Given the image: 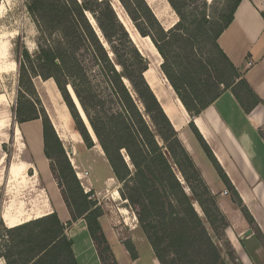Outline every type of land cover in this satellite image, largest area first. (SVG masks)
<instances>
[{"label":"trees","instance_id":"obj_1","mask_svg":"<svg viewBox=\"0 0 264 264\" xmlns=\"http://www.w3.org/2000/svg\"><path fill=\"white\" fill-rule=\"evenodd\" d=\"M120 1L129 8L127 0ZM132 1L150 15L143 0H130ZM241 1L227 0V12L219 16V26L211 33L212 52L207 55V58H195V61L191 60L187 64L183 61L179 64H171L170 66H176L174 73L166 68L168 58L162 46L157 39L150 36L164 61L161 65L162 73L190 116L198 115L227 90L233 93L246 112L261 103L217 44L218 37L233 21L234 13ZM168 2L174 11L178 12L174 0H168ZM96 4L104 5V8L95 11L90 6V0L60 2L32 0L29 3L28 10L35 21L44 30L57 31L63 37L61 43H58L55 48L40 49L36 60L42 72L45 70L48 73L43 77L54 80L69 107L82 139L86 146L91 148L92 141L82 123L85 121L74 99L77 101L86 119L85 125L88 131L92 134L90 125L113 177L121 185L123 197L128 201L130 209L138 216V224L153 248L159 264H181L185 258L192 260L189 256L190 251H194L192 264H205L207 261H210V264H222L219 262L217 249L175 175L168 157L186 183L190 180L188 171H192L204 191L211 197L213 195L144 77L148 70L147 60L130 41L108 4L104 1L96 2ZM87 12L94 17L113 54V59L88 23L85 16ZM261 17L264 20V13ZM203 24H206L205 19ZM69 31L86 34L85 37L93 48L95 60L102 69L101 74L115 100L117 111L103 119L91 112L83 100L88 83L84 74L80 73L81 70L75 71L74 58L65 52ZM141 34L142 37L149 36L146 33ZM159 35H162L163 40L166 39L161 29H159ZM115 39L126 42L128 46L126 60H122L123 57L115 46L117 43ZM26 60L29 61L27 54ZM206 73H208V79L204 80ZM125 80L129 83L131 90L126 86ZM75 81L79 85H76ZM68 84L72 87L70 90L67 89L72 101L66 91ZM16 117L19 124L39 119L42 121L44 156L49 161L50 173L57 184L71 222L80 219L85 221L100 264H117L99 222L102 216L101 209L94 201L89 200L88 194H85L81 188L50 123L43 116H36L34 112L25 115L19 109ZM195 134L204 150L208 152L196 131ZM157 137L164 146L159 144ZM122 151L125 152L130 165L126 163ZM220 176L227 182L223 175L220 174ZM189 189L195 197V189L191 185ZM243 213L248 218L245 210ZM204 214L207 215L205 212ZM219 218L224 220L221 213ZM71 222L63 225L56 213H53L6 229L7 243L0 259H3L5 264H77L72 251L73 243L65 235V230ZM163 240L168 250L174 254L170 261L165 260L158 251L159 244ZM126 249L131 259L135 260L136 253L133 247L127 246Z\"/></svg>","mask_w":264,"mask_h":264},{"label":"rangeland","instance_id":"obj_2","mask_svg":"<svg viewBox=\"0 0 264 264\" xmlns=\"http://www.w3.org/2000/svg\"><path fill=\"white\" fill-rule=\"evenodd\" d=\"M31 1L0 0V212L2 207L6 206L14 215L22 212L27 213L28 210H34L36 212L34 215L36 216L40 214L37 211L42 208L44 200V193L41 190L43 187H41L40 180H31L33 171L26 174L24 170L23 175L18 177H14L12 174L13 172L19 173L21 171L22 162H31L26 142L27 138H25L24 134L21 135L22 131L20 128L18 130L17 110L23 111L25 115L27 113L30 115V113L34 112L36 116H43L50 123L81 188L85 194H88L89 200L94 201L96 206L101 209L102 216L100 220L103 219L106 232L104 235L113 244L123 246L127 253V246L133 247L136 253V247L133 244L135 240L136 246L139 243L138 249L140 253L148 252L147 250L150 247L155 257L153 248L148 243L138 224V216L130 209L128 201L123 197L121 185L113 177L111 168L88 120L87 122L93 135L90 134L85 125V117L81 116L85 123L81 121L93 144L91 148H88L82 139L69 107L54 80L43 77L47 76L48 73L45 70L42 72L36 57L41 48H55L58 43H61L63 37L57 31L44 30L35 21V18L31 16L28 10ZM43 1L60 2L62 0ZM100 1L108 4L116 20L128 34L129 39L131 36L135 39L134 35H138L136 37L138 39L147 38L151 43V37L157 39L168 58L166 68L173 73L176 70V66H170L171 64H179L182 61L187 64L191 60L195 61V58H207V55L212 52L211 33L216 31L217 26H219V16L226 13L228 8L227 0H174V4L178 8V12H176L168 0H143L150 11V15H148L142 10V7L134 1L130 2V0H127L129 8H126V5L120 0H90V6L95 11L103 9L104 5L97 6L96 4V2ZM85 16L91 28L95 31V35H97L99 41L103 43L109 56L113 59V54L104 40L94 17L88 12L85 13ZM204 19L206 20L205 25L203 24ZM159 29L164 32L166 39L163 40L162 35H159ZM141 33H146L149 36L142 37ZM85 35L69 31L65 52L76 61V64L72 65L75 71L81 70L80 73L86 77L88 86H86L87 92L83 95L86 106L90 108L91 112L103 119L115 113L117 106L111 90L101 74L100 64L95 60L93 48ZM115 40L117 41L115 46L121 57H123L122 60H126L128 51L126 42L124 40ZM141 43L148 46L147 42ZM153 47L155 48L154 45ZM155 51L157 54L150 50L146 51L144 47H141L142 53L139 52L147 60L148 68L150 66L146 80L154 91L158 93L157 87L162 88L165 84L164 78L159 73V71L162 72L160 64H163L164 61L156 48ZM26 54L29 56V61L26 60ZM203 79H208V73L204 75ZM124 82L130 89L129 83L126 80ZM74 83L79 85L76 81ZM70 87L71 85L69 84L66 86L67 93V89L70 90ZM162 90H165V88H162ZM165 93L162 94L172 99L171 93L167 90ZM172 93L175 94V92ZM68 96L71 99L69 93ZM74 101L79 111L78 103L75 99ZM137 104L142 109L141 105ZM54 120L58 126L64 129L63 133L58 131V129V133L56 132ZM23 127L24 129L27 128V126ZM157 140L161 146H164L159 137H157ZM163 151L166 154L164 148ZM122 155L126 163L130 165L124 151H122ZM168 160L217 249L220 257L219 262L222 264H238L234 245L232 244L234 239L232 233H230V224L220 210L217 197L213 195L214 197L212 196V198L204 191L192 171H188L190 180L186 183L169 157ZM52 180L54 181L53 178ZM190 185L196 191L195 197L189 189ZM54 189L60 196L56 182ZM115 191L118 192V196L114 195ZM201 205L202 207H200ZM217 209L224 216V220L219 218ZM241 211L242 215H244L242 209ZM243 217L248 224H251L246 215ZM6 229L10 228L0 218V256L5 252L7 243ZM159 245L158 251L160 254L164 256L165 260L170 261L174 254L168 250L164 240ZM114 252L116 256L119 255L117 248H114ZM189 256H191L192 260L184 259L180 256V258L184 259L181 264H192L194 251H190ZM0 264H5L3 259H0ZM205 264H210V261L205 262Z\"/></svg>","mask_w":264,"mask_h":264},{"label":"crops","instance_id":"obj_3","mask_svg":"<svg viewBox=\"0 0 264 264\" xmlns=\"http://www.w3.org/2000/svg\"><path fill=\"white\" fill-rule=\"evenodd\" d=\"M262 13H264V0H242L234 13L233 21L217 40L218 47L228 61L261 101L249 112H246L233 93L227 90L198 115L190 116L177 96L172 93L174 91L160 71L165 82L162 88L165 90L157 87L160 93L166 94L167 90L173 96L172 101L168 100V103L163 104L165 114L211 194L217 197L220 210L230 224V233L234 239L232 244L238 264H264V20L261 17ZM136 36L135 39L132 36L130 39L140 52L141 47H144L146 51L150 50L157 54L149 39H138ZM141 42H147L148 46ZM148 71L145 73V79ZM150 87L154 90L151 85ZM156 95L159 98L157 92ZM23 126L27 128L24 129ZM19 128L22 131L21 135L24 134L27 138L31 162H22L21 171L12 174L18 177L23 175L24 170L26 174L33 171L31 180H40L44 200L42 208L37 211L40 212L37 216L34 215L36 213L34 210L14 215L4 206L0 218L6 226L13 228L56 213L61 224L66 225L71 222V218L61 196L54 189L55 182L48 167L49 161L44 156L42 121L39 119L22 123L19 124L18 130ZM57 129L64 132V129L56 123V132ZM195 131L208 152L204 150ZM220 174L227 182L222 180ZM114 195L118 196V192L115 191ZM241 209L245 210L251 224L247 223ZM99 222L105 234L103 219H99ZM65 235L73 243L72 251L77 264H100L83 219L71 222L65 230ZM106 240L117 264H159L149 246L148 252L140 253L139 243L136 246L134 240L137 256L132 260L123 246L113 244L107 237ZM144 242L147 244L146 241ZM114 248L118 249L119 255L116 256Z\"/></svg>","mask_w":264,"mask_h":264},{"label":"water","instance_id":"obj_4","mask_svg":"<svg viewBox=\"0 0 264 264\" xmlns=\"http://www.w3.org/2000/svg\"><path fill=\"white\" fill-rule=\"evenodd\" d=\"M160 65H162V64H160ZM148 70H150V66H149V68H148ZM147 70V71H148ZM149 85V84H148ZM149 87H150V85H149ZM150 89L152 90V88L150 87ZM152 92H153V94L155 95V97H156V99H157V101L159 102V104H160V106H161V108H162V110H163V112L165 113V111H164V106H163V104L165 105L166 103H168V100H170V101H172V99H170L168 96H164L162 93H160V92H158L157 94H159V98L157 97V95H156V92L154 91V90H152ZM166 115V114H165Z\"/></svg>","mask_w":264,"mask_h":264},{"label":"bare ground","instance_id":"obj_5","mask_svg":"<svg viewBox=\"0 0 264 264\" xmlns=\"http://www.w3.org/2000/svg\"><path fill=\"white\" fill-rule=\"evenodd\" d=\"M134 36H136V35H134ZM138 36V35H137ZM136 36V37H137ZM161 72V71H160ZM163 74V73H162ZM164 76V75H163ZM165 78V77H164ZM78 105V104H77ZM78 108H79V112H80V115L84 118V115H83V113H82V111H81V109H80V106L78 105Z\"/></svg>","mask_w":264,"mask_h":264},{"label":"built area","instance_id":"obj_6","mask_svg":"<svg viewBox=\"0 0 264 264\" xmlns=\"http://www.w3.org/2000/svg\"><path fill=\"white\" fill-rule=\"evenodd\" d=\"M78 176V175H77ZM86 176V175H85Z\"/></svg>","mask_w":264,"mask_h":264}]
</instances>
